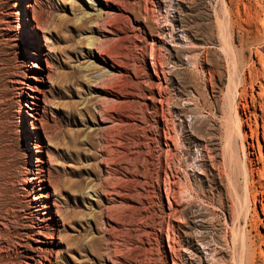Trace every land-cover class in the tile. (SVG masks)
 <instances>
[{
  "label": "rangeland",
  "instance_id": "374dc122",
  "mask_svg": "<svg viewBox=\"0 0 264 264\" xmlns=\"http://www.w3.org/2000/svg\"><path fill=\"white\" fill-rule=\"evenodd\" d=\"M15 1L0 0V264L33 220ZM91 1L33 9L55 54L60 263L264 264V0Z\"/></svg>",
  "mask_w": 264,
  "mask_h": 264
},
{
  "label": "bare ground",
  "instance_id": "6f19581e",
  "mask_svg": "<svg viewBox=\"0 0 264 264\" xmlns=\"http://www.w3.org/2000/svg\"><path fill=\"white\" fill-rule=\"evenodd\" d=\"M36 3L37 0H32V2L30 0H16L13 4L16 9L7 14L8 22L15 28L18 38L23 41L21 54L23 55L22 66L25 68V72L23 73V80H18L17 83L20 84L19 104L23 105V108L20 109V121L23 131L29 139L26 146L29 159L26 160L25 177L21 182V190L23 195L27 197L25 205L31 219H33L29 225V230H27L29 231L31 244L19 248L16 252L21 256L18 264H61L58 257L64 250V239L66 237L64 233L66 232L67 223L66 213L62 212L59 199H61L60 192L65 185L64 179H61L60 176L57 178L51 176V171L55 172L57 170L54 165L59 164L58 159L55 160V154H59L60 151L57 149L59 143L57 146L55 140L57 131L48 124L49 122L47 123L48 117L49 119L53 117L49 96H52L55 87L51 70L55 54L53 48L49 45L46 35L48 31L44 29L43 21L33 13ZM87 3L91 7L97 5L91 0H87ZM101 4L104 5L105 3L101 2ZM92 8L99 11V7ZM96 51V49L92 51L91 47H87L85 56L97 57ZM103 61L108 65L106 60L103 59ZM50 148L55 151L50 150ZM204 156L201 155L198 167V173L201 174L200 178L202 179L207 174V169L204 167ZM210 165L211 167L213 165L212 168L215 169L212 162H210ZM217 177L219 178L218 174ZM200 178L198 179L200 180ZM246 183L247 181L243 187L245 196L249 195L250 190H252L251 183ZM217 192L222 194L219 191ZM224 195L228 198L227 193ZM167 202L170 204L169 199ZM243 203L245 204V202ZM225 206L228 210L231 207L230 204ZM200 242L203 241L200 240ZM220 247H222V244ZM240 264L242 263L240 262Z\"/></svg>",
  "mask_w": 264,
  "mask_h": 264
}]
</instances>
